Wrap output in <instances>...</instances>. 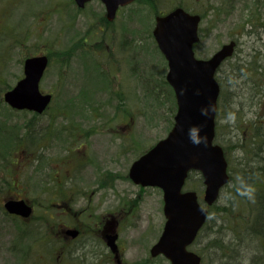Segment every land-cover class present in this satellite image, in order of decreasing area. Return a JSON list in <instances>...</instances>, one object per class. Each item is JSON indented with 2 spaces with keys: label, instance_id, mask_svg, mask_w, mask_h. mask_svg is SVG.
<instances>
[{
  "label": "rangeland",
  "instance_id": "374dc122",
  "mask_svg": "<svg viewBox=\"0 0 264 264\" xmlns=\"http://www.w3.org/2000/svg\"><path fill=\"white\" fill-rule=\"evenodd\" d=\"M175 7L202 16L200 40L194 47L196 58L208 59L222 45L235 41L233 61L253 71L251 81L257 86L249 90V96L247 89L242 92L247 97L240 111L236 112L235 105L230 110L228 103L220 100L223 114L216 115L214 144L224 150L229 174H236L242 163L250 161L244 152L246 148L249 153L247 146L254 155L251 161L257 158L255 152H264V124L242 126L244 120L255 119L258 100L264 103L260 95L264 88V0H136L120 11L114 23H107L105 9L97 0L84 9H78L73 0H0V264H28L27 256L33 260L37 255L32 239L23 234L27 231L24 221L10 216L14 214L4 209L6 202L21 199L34 204L32 221L36 222L53 201L49 197L62 187L55 180L63 171V167L59 171L60 161L64 165L84 161L78 176L84 189L92 191L97 164L113 170L115 181L116 173L125 174L127 166L167 137L174 125L176 104L169 85L163 84L167 63L152 31L155 17ZM37 56L49 60L39 88L52 96L48 110L40 116L12 110L3 98L23 78L24 61ZM221 69L217 81L219 77L233 81L230 66ZM239 79L243 84L245 79ZM230 91L236 89L225 93ZM227 185L220 193L219 206L228 205ZM123 188L129 199L136 201L130 191L134 188L126 184ZM203 189L200 174H191L184 191L194 190L201 197ZM161 197L156 190H148L142 205L139 203L145 213L141 223L148 227L147 239L153 230L158 232L161 222L165 224ZM240 215L226 214L232 225L215 238L218 242L224 234L226 242L229 237L239 238L232 227L242 241H235V251L221 254L212 249L214 236L209 238L208 233L215 232L211 230L190 247L203 264H253L250 257L259 247L245 235ZM55 245L47 247L49 256L55 255L59 247Z\"/></svg>",
  "mask_w": 264,
  "mask_h": 264
},
{
  "label": "water",
  "instance_id": "95a60500",
  "mask_svg": "<svg viewBox=\"0 0 264 264\" xmlns=\"http://www.w3.org/2000/svg\"><path fill=\"white\" fill-rule=\"evenodd\" d=\"M91 1L74 3L83 9ZM98 1L105 7L107 20L113 21L119 7L135 0ZM200 21L199 15L181 7L155 17L152 36L166 60V81L174 92L177 111L168 136L136 160L130 170L135 184L159 188L163 193L165 225L151 253L163 255L171 264H201V257L188 247L205 225L209 208L230 181L223 149L214 144L220 95L216 74L233 56L237 44L230 41L210 58L197 59L193 48L199 42ZM47 65L45 56L27 58L23 79L4 94V101L15 110L42 114L51 101V95L39 89ZM193 171L202 176V198L195 191L182 192L188 174ZM4 208L24 218L32 213L23 200H10Z\"/></svg>",
  "mask_w": 264,
  "mask_h": 264
},
{
  "label": "flooded vegetation",
  "instance_id": "af4514ba",
  "mask_svg": "<svg viewBox=\"0 0 264 264\" xmlns=\"http://www.w3.org/2000/svg\"><path fill=\"white\" fill-rule=\"evenodd\" d=\"M122 9L125 8H119L117 15ZM115 20H107V23H114ZM259 101L255 127L264 124V112L260 109L264 103ZM60 162L63 165L60 164L59 171L62 167L63 171L57 175L60 179L55 180L62 187L56 189L54 197H49L53 201L43 209V216L40 215L36 222L32 221L36 208L31 203H27L32 209L27 219L10 215L13 219L24 221L22 224L26 225L27 231L23 234L26 233L33 241L34 254L37 255L33 260L27 256L28 264H162L164 261L170 264L162 255L153 256L151 253L163 233L164 224L161 222L158 232L153 230L147 239L148 227L141 223L142 214H145L140 210L142 196L148 190L159 192L163 215V194L158 188L144 187L131 180L130 170L136 161L127 166L125 174L116 173L115 181L113 170L97 164L98 173L92 179V191L84 189L83 180L78 176L86 165L84 161H70L66 165L64 161ZM124 184L129 189H135L130 191L135 194L136 201H131L127 196L129 194H125ZM51 243L59 247L54 250L55 255L49 256L47 251L50 248L47 247ZM145 245L149 246L147 250Z\"/></svg>",
  "mask_w": 264,
  "mask_h": 264
},
{
  "label": "trees",
  "instance_id": "16d2710c",
  "mask_svg": "<svg viewBox=\"0 0 264 264\" xmlns=\"http://www.w3.org/2000/svg\"><path fill=\"white\" fill-rule=\"evenodd\" d=\"M235 56H236V52L230 59H228L222 65V67L224 65H229L231 70L234 71L232 73L233 81L226 80L225 82L224 81L225 79L220 77L218 78L221 89V94L219 97L220 99L218 101V105L220 108V110H218L217 113L218 117L221 114H223V109H221L220 100L221 102L222 100H225V103L227 102L228 105L230 106V110H233L232 109L233 105H235L236 112L238 113L240 111V108L242 107V104H244L243 100H245V97L251 94L249 90L250 89L253 90V88L257 86L254 84V82L251 81L252 80L251 74L253 73V71L248 70L249 71L248 72L247 69L245 68V65L240 64V61L234 62L233 59H235ZM221 68L218 70V72L220 71L223 72V69ZM257 69L260 70L259 66H257ZM237 78L238 79L243 78L245 79V81H243L242 84L240 79L238 81L236 80ZM261 78H263L261 79V81L264 82V74L261 76ZM163 84L167 86V83L164 81ZM230 88L236 89L237 92L230 91L228 93H225L226 90H229ZM246 89L248 95L243 97L241 94H243L242 92H245ZM260 95L261 97H263V101H264V88H263V92ZM252 96H256V95L252 93ZM251 104H253V102ZM251 104L248 106V108H251L250 107ZM229 112L230 111H228L227 118H229ZM244 115H245V111L242 112L241 117H244ZM249 125L250 127L252 126L255 127L254 119H251V121L244 120L242 122L243 128H246V126ZM219 129L220 127L217 124L216 127L217 132L219 131ZM253 132L250 133L251 137L253 135L252 134ZM262 144L263 143H261L260 145L258 144V147H260ZM247 147L249 148V153H253L251 148L249 146ZM244 152L246 154V157L248 158L247 160L250 161H245L244 163H242V169L237 171L236 174L233 175L229 174L231 182H229V184L227 185L229 187L228 205L219 206L216 203L210 208L208 219L203 229L199 233L195 243H197L200 240L203 232L211 230L215 232L213 234L208 233L209 238H211V235L212 237L214 236V238H212V240L210 241L212 245L211 246L212 249L214 248L217 249L216 251L221 252V254H226L225 252H228V250L235 251L234 248L235 241L240 240L241 237L237 231L232 229V227L231 230L233 232H236L239 238L229 237L227 242L225 240V238L227 237L225 236L226 234L222 235L224 237L220 242H218V240L215 238L218 236V234H221L223 229L226 230V226L230 227V225H232L231 222L226 221L225 218L226 214L228 213L235 215L242 214V216L240 215L239 218H240V222L245 225V230H244L245 235H247L250 239L256 241V247H259V249H257L256 252L253 253L252 257H250L251 258L250 261H252L253 264H264V152L263 149H260V155L257 154L259 152H255L257 158L255 157L254 161H251L253 154L252 155L249 154L246 148H244ZM240 242L242 241L240 240ZM217 243L219 244L217 245ZM240 258L242 259V257ZM256 259H257V263H256Z\"/></svg>",
  "mask_w": 264,
  "mask_h": 264
}]
</instances>
